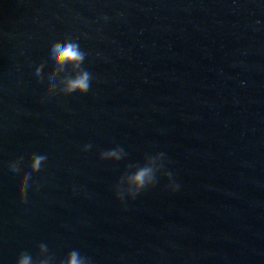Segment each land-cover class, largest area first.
<instances>
[{"label":"water","instance_id":"water-1","mask_svg":"<svg viewBox=\"0 0 264 264\" xmlns=\"http://www.w3.org/2000/svg\"><path fill=\"white\" fill-rule=\"evenodd\" d=\"M69 38L90 90L41 103L49 77L78 74L48 60ZM159 153L180 190L160 179L121 206L119 178ZM42 243L52 264H264V0H0V264Z\"/></svg>","mask_w":264,"mask_h":264},{"label":"clouds","instance_id":"clouds-1","mask_svg":"<svg viewBox=\"0 0 264 264\" xmlns=\"http://www.w3.org/2000/svg\"><path fill=\"white\" fill-rule=\"evenodd\" d=\"M105 20L108 17H104ZM257 25L260 21L255 22ZM87 53L80 47L79 39H66L63 41H56L51 45V50L48 54V60L54 63L58 68L63 69L66 65H72L75 69H78V74L73 78H65L61 82L62 86L58 87L54 82V78L49 77L48 83L44 84L42 89V99L51 96L70 97L74 94L81 96L86 95L91 87L93 76L82 65L85 61ZM44 64L41 63L35 69V75L43 82L44 77L42 75ZM92 148L91 144H87L83 147L82 151L87 153ZM124 151L122 148L116 147L110 150H104L100 154V161H112L119 162L124 158ZM164 163L159 169H153L148 166L138 167L137 170L131 175H122L114 186L115 199L121 206H125L126 198L128 200H135L141 194L155 188L160 179L167 181L165 190L171 194H175L180 190V184L176 182L174 174L165 168V154H157ZM24 157L20 156L15 160L9 162V169L12 173L20 174L22 171V163ZM47 161L46 154L34 153L28 160V171L25 172L19 181V198L20 203L26 204L28 202V191L32 188L35 192H39V185L30 183L32 177L38 174L44 167ZM127 184V188L123 187ZM47 251L45 244L38 246V252L33 257L28 252H21L16 260V264H52L53 257L48 255L47 259H41V252ZM60 264H92V260L86 256L80 254L78 250H72L69 254L60 261Z\"/></svg>","mask_w":264,"mask_h":264}]
</instances>
